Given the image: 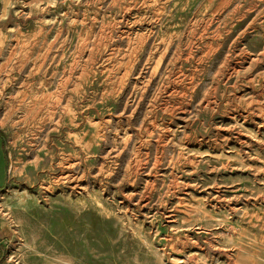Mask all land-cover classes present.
Returning <instances> with one entry per match:
<instances>
[{"label":"rangeland","instance_id":"rangeland-1","mask_svg":"<svg viewBox=\"0 0 264 264\" xmlns=\"http://www.w3.org/2000/svg\"><path fill=\"white\" fill-rule=\"evenodd\" d=\"M3 4L0 264H264V0Z\"/></svg>","mask_w":264,"mask_h":264},{"label":"crops","instance_id":"crops-1","mask_svg":"<svg viewBox=\"0 0 264 264\" xmlns=\"http://www.w3.org/2000/svg\"><path fill=\"white\" fill-rule=\"evenodd\" d=\"M4 7H5V5L3 4V6L0 8V11H1V9L4 8ZM0 17H1V16H0Z\"/></svg>","mask_w":264,"mask_h":264},{"label":"bare ground","instance_id":"bare-ground-1","mask_svg":"<svg viewBox=\"0 0 264 264\" xmlns=\"http://www.w3.org/2000/svg\"><path fill=\"white\" fill-rule=\"evenodd\" d=\"M0 64H1V62H0ZM1 66V65H0ZM21 79V78H20ZM5 92V91H4ZM18 105V104H17ZM23 105V104H22ZM22 110H24V109H22ZM29 110V109H28ZM28 124V123H27Z\"/></svg>","mask_w":264,"mask_h":264},{"label":"trees","instance_id":"trees-1","mask_svg":"<svg viewBox=\"0 0 264 264\" xmlns=\"http://www.w3.org/2000/svg\"><path fill=\"white\" fill-rule=\"evenodd\" d=\"M0 261H1V257H0Z\"/></svg>","mask_w":264,"mask_h":264}]
</instances>
